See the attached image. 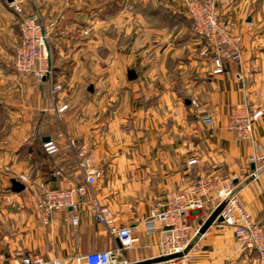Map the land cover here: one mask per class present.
<instances>
[{"label":"crops","instance_id":"0c3cea01","mask_svg":"<svg viewBox=\"0 0 264 264\" xmlns=\"http://www.w3.org/2000/svg\"><path fill=\"white\" fill-rule=\"evenodd\" d=\"M32 1L54 25L53 84L62 89L53 94L48 81L13 70L20 19L0 0V264L33 254L69 264L117 249L109 224L95 220L93 204L107 209L115 228L133 229L137 241L122 260L178 264L152 263L160 257L159 236L144 233L142 222L167 193L199 177L232 178L247 215L264 225V0H237L228 9L240 20V58L223 60L220 75L211 73L209 57L199 56L201 41L180 27L187 21L182 0H148L162 7L171 30H145L135 42L131 31L118 29L113 1ZM23 8L31 10L27 1ZM85 31L93 35L90 43ZM238 108L263 110L249 140L238 141L227 129ZM200 112L213 126L199 122ZM46 138L58 146L56 155L43 152ZM80 155L101 173L91 186L78 169ZM12 180L24 189L12 192ZM73 185L86 186L85 194L45 220L36 208L43 191ZM210 209L184 217L197 231L185 262L258 264L255 252L235 243L231 228L210 220Z\"/></svg>","mask_w":264,"mask_h":264},{"label":"built area","instance_id":"2783aa9c","mask_svg":"<svg viewBox=\"0 0 264 264\" xmlns=\"http://www.w3.org/2000/svg\"><path fill=\"white\" fill-rule=\"evenodd\" d=\"M7 8L20 17L18 30L20 43L13 50V67L19 74L29 75L36 81L46 80L51 82V92L59 89L53 87V60L49 49V32L45 29L41 17L36 10L29 17L24 16V0H1ZM187 14L195 23L194 34L205 42L201 51L203 56L211 58L213 75L224 72L223 60L236 61L240 58V38H232L228 34L227 24L219 19L220 11L217 9L216 0H189ZM191 106L199 110L195 101H190ZM66 106L58 112L66 110ZM263 110L248 108L234 109L229 116L227 129L238 141L249 140L253 134L254 124L261 118ZM198 120L206 126H213V118L206 112L198 114ZM43 151L48 156L59 152L55 142L48 140L42 145ZM78 169L84 177L85 185H93L100 179L101 173L95 169L87 159L79 156ZM59 173V172H58ZM86 186L73 185L66 189L43 191L36 208L39 214L47 220L50 214L65 211L72 207L77 197L84 195ZM206 207H211L213 212L221 207L218 217L221 224L231 228L235 243L243 250L253 251L258 256V264H264V225L259 226L247 215L240 200L233 179L221 176L199 177L190 186L169 192L162 203L149 210L147 217L142 222L144 233H158L159 256L165 257L172 254H183L192 233L189 225L184 223V217L192 212H199ZM94 218L99 223L109 224V232L114 236L119 247L98 253H89L76 257L69 264H132L121 259L123 251L134 247L137 239L130 227L115 228L108 220L107 209H97L93 204ZM72 225L77 224L73 217ZM161 228L158 229L157 226ZM196 236L197 231L192 233ZM185 255L172 261L178 264H187ZM171 262V261H169ZM18 264H65L63 261H47L38 254L22 257Z\"/></svg>","mask_w":264,"mask_h":264},{"label":"rangeland","instance_id":"374dc122","mask_svg":"<svg viewBox=\"0 0 264 264\" xmlns=\"http://www.w3.org/2000/svg\"><path fill=\"white\" fill-rule=\"evenodd\" d=\"M26 1L29 3L31 10L29 13L24 12V16L29 17V15L33 14V12L35 10H36V12L39 13V15L41 17V21L44 24L45 29L49 32V49H50L51 31L53 30L54 25H53V23L51 24V22L45 20V14H43L44 12L42 11L43 10L42 6L38 5L36 2H34L32 0H24V2H26ZM99 1H101L102 4L108 3V1L115 2V5H113V8H112L113 14H115V16H118V18H119V15L122 14V16H120L119 21L117 18L118 29H120V30L121 29H123V30L127 29V30L131 31V33L133 34V41L134 42L136 40H138L140 33H142L145 30H151V29L152 30H161L162 28H165V30H168V31L171 30L169 23L164 19L165 17L162 16L163 15L162 13H165V11L164 12L161 11L162 7L158 6L157 2H155L154 4L152 3V5H151V4H149L150 2H148V0H99ZM188 1L189 0H182L184 13L187 16V19H186L187 21L184 22L183 20H181V26L180 27L183 29H186L187 31H191L192 34H194L193 30L195 27V23L193 22V19L190 18V16L187 14V10H186ZM203 1H206V0H202V2ZM236 2H237V0H216L217 9H218V11H220L219 19L227 24L228 34L232 38H236V37L240 38V20L238 22L236 20H232L231 17L229 16V12H228V9H230ZM160 12H162V13H160ZM123 15L127 16V18H124ZM19 19H20V17H19ZM125 20L127 23L124 22ZM19 21H18V23H19ZM83 36H84V39H86L85 43H90L92 38H93V35L91 33H89V31H85L83 33ZM198 39L202 43L200 46L201 50L199 48V56L201 55L202 57H207V56H203L201 54V51L205 47V42L200 38H198ZM154 40L156 43V38H154ZM19 43H20V32L18 30V41L14 45V47L12 48V66H13V50L19 45ZM50 53H51V51H50ZM51 57L53 60L52 55H51ZM210 60H211V58H210ZM211 64H212V61H211ZM13 70H14V67H13ZM17 74L20 76H23V77L32 78L29 75H24V74H19V73H17ZM53 74H54V71H53ZM53 76L54 75H52V83H53ZM38 82H40V81H38ZM48 84H49V86H51V82L48 81ZM55 86H58L59 89L56 90L53 94L60 92V90L62 89L59 84L54 83L53 87H55Z\"/></svg>","mask_w":264,"mask_h":264},{"label":"water","instance_id":"95a60500","mask_svg":"<svg viewBox=\"0 0 264 264\" xmlns=\"http://www.w3.org/2000/svg\"><path fill=\"white\" fill-rule=\"evenodd\" d=\"M9 1H10V0H9ZM247 22H250V19H247ZM127 76H128V79H129V80H132V79H134V77H135V76H134V73L131 72V71L128 72ZM90 88H91V87H90ZM47 141H48L47 138L44 139V142H47ZM23 189H24V187H23L19 182L15 181V180H12V181H11V188H10V190H11L12 192H14V193H19V192H21ZM220 209H221V207H218L216 210H214V211L212 212V214H211V219H210V220H214L215 218H218L217 220H218L219 222H221V218L218 217V214H219V212H220ZM117 245H118V247H119V243H118V241H117ZM182 255H183V254L178 253V254H172V255H169V256H165V257H159V258L155 259L154 261H152V263H159V262H165V261L176 260V259L181 258Z\"/></svg>","mask_w":264,"mask_h":264},{"label":"trees","instance_id":"16d2710c","mask_svg":"<svg viewBox=\"0 0 264 264\" xmlns=\"http://www.w3.org/2000/svg\"><path fill=\"white\" fill-rule=\"evenodd\" d=\"M44 152V151H43Z\"/></svg>","mask_w":264,"mask_h":264}]
</instances>
